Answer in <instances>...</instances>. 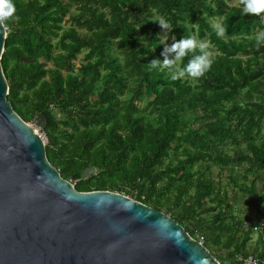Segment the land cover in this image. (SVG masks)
<instances>
[{
	"label": "trees",
	"instance_id": "1",
	"mask_svg": "<svg viewBox=\"0 0 264 264\" xmlns=\"http://www.w3.org/2000/svg\"><path fill=\"white\" fill-rule=\"evenodd\" d=\"M235 1L12 0L2 65L14 109L45 118L48 158L78 190L166 212L222 264H264V12ZM188 36L208 42L210 70L172 78L199 48L151 68L161 41ZM227 185L252 197L255 220L236 215Z\"/></svg>",
	"mask_w": 264,
	"mask_h": 264
},
{
	"label": "water",
	"instance_id": "2",
	"mask_svg": "<svg viewBox=\"0 0 264 264\" xmlns=\"http://www.w3.org/2000/svg\"><path fill=\"white\" fill-rule=\"evenodd\" d=\"M0 25V264H222L171 215L111 190L80 191L14 109ZM35 122L45 127V118Z\"/></svg>",
	"mask_w": 264,
	"mask_h": 264
},
{
	"label": "clouds",
	"instance_id": "3",
	"mask_svg": "<svg viewBox=\"0 0 264 264\" xmlns=\"http://www.w3.org/2000/svg\"><path fill=\"white\" fill-rule=\"evenodd\" d=\"M244 14H259L264 12V0H244ZM15 13V6L12 0H0V25L12 18ZM163 30L169 29V23L160 18L157 20ZM217 31V35L222 36L225 29L220 25H213ZM257 47L264 45V32H260L257 37ZM164 44L161 55L163 56L162 64L159 57L152 59L149 63L151 68H159L161 66L173 68L176 66L177 61H180L189 52L195 53L196 49H200V54L194 55L189 63L183 68L174 72L173 79L183 76L185 73L192 77L203 76L205 72L210 70L213 63L211 54L206 51L208 45L203 41H198L194 36L181 37L179 40H173L171 44L166 41H161Z\"/></svg>",
	"mask_w": 264,
	"mask_h": 264
},
{
	"label": "rangeland",
	"instance_id": "4",
	"mask_svg": "<svg viewBox=\"0 0 264 264\" xmlns=\"http://www.w3.org/2000/svg\"><path fill=\"white\" fill-rule=\"evenodd\" d=\"M235 3H237V0L235 1ZM76 7L72 8V11H75ZM214 23L217 25H220V20H214ZM67 24L69 25V22H67ZM8 32V29H7ZM205 43L208 44L207 41H204ZM211 51V50H210ZM81 57V56H80ZM80 63V59H78L76 61V64L79 65ZM49 67H52V65H49ZM178 71V70H177ZM176 71V72H177ZM175 72V71H174ZM173 72V73H174ZM187 76V75H185ZM143 103V102H142ZM34 129L42 136V139L44 140V142L46 143V145L49 143L48 140V136L45 134V132L43 131L41 125L37 124L35 121H31L29 122ZM232 147V146H231ZM213 176H215L216 178L219 176V169L218 167H213ZM228 180L225 181V184L227 183ZM74 183V182H73ZM75 184V183H74ZM227 189L229 192V196H230V201L232 204H234L235 206V213L238 217L243 218V219H252L255 220V206L251 207L248 203L249 200H252V197L250 196H246L244 193H242L238 188L234 187V186H229L227 185ZM247 200V201H246ZM258 237H259V232L255 233L253 235V239L251 242H253V244L255 245V243L258 242ZM201 242H203V239L201 238L200 240ZM223 252H227V250H222Z\"/></svg>",
	"mask_w": 264,
	"mask_h": 264
},
{
	"label": "built area",
	"instance_id": "5",
	"mask_svg": "<svg viewBox=\"0 0 264 264\" xmlns=\"http://www.w3.org/2000/svg\"><path fill=\"white\" fill-rule=\"evenodd\" d=\"M246 264H257V259L253 256H250L248 259L245 260Z\"/></svg>",
	"mask_w": 264,
	"mask_h": 264
}]
</instances>
